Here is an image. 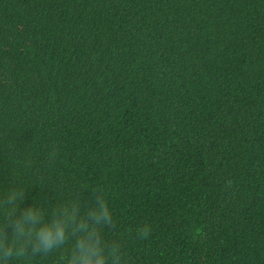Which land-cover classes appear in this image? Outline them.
<instances>
[{
    "label": "trees",
    "instance_id": "trees-1",
    "mask_svg": "<svg viewBox=\"0 0 264 264\" xmlns=\"http://www.w3.org/2000/svg\"><path fill=\"white\" fill-rule=\"evenodd\" d=\"M98 187L128 264H264V0H0V200Z\"/></svg>",
    "mask_w": 264,
    "mask_h": 264
},
{
    "label": "clouds",
    "instance_id": "clouds-1",
    "mask_svg": "<svg viewBox=\"0 0 264 264\" xmlns=\"http://www.w3.org/2000/svg\"><path fill=\"white\" fill-rule=\"evenodd\" d=\"M56 155L55 150L50 152L49 160H54ZM24 191L9 189L0 200V209H3L0 215V264H9L14 258L26 261L45 257L69 242L70 250L61 255L60 264H128L120 243L107 242L103 238L102 229L113 227L114 221L102 188L91 192L94 202L83 213L77 193L74 199L55 204L48 220L41 206L34 204L19 209ZM150 234L148 224L136 229L139 239H146Z\"/></svg>",
    "mask_w": 264,
    "mask_h": 264
}]
</instances>
